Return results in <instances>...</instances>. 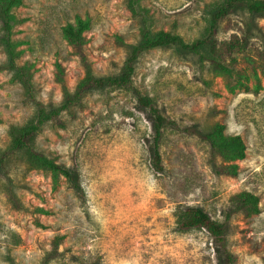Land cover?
I'll list each match as a JSON object with an SVG mask.
<instances>
[{"label": "rangeland", "instance_id": "1", "mask_svg": "<svg viewBox=\"0 0 264 264\" xmlns=\"http://www.w3.org/2000/svg\"><path fill=\"white\" fill-rule=\"evenodd\" d=\"M221 0H21L11 41L17 64L31 75L35 98L49 107L73 93L85 70L61 26L86 23L82 51L96 76L121 71L146 23L185 41L206 34ZM0 19V154L10 129L35 117L34 104L6 67ZM246 35L248 45L222 55L233 71L216 70L206 48H150L135 63L133 84L150 95L166 124L159 140L163 170L151 160L152 119L123 87L91 89L80 104L45 122L33 147L72 171L6 155L0 167V264H225L222 247L204 228L183 229L177 218L199 205L225 225L232 264H264V16L235 10L216 38ZM216 123L239 134L244 156L226 159L197 133ZM194 128L196 132L184 128ZM235 164L236 174L213 165ZM258 197V211L239 209L235 196Z\"/></svg>", "mask_w": 264, "mask_h": 264}, {"label": "trees", "instance_id": "2", "mask_svg": "<svg viewBox=\"0 0 264 264\" xmlns=\"http://www.w3.org/2000/svg\"><path fill=\"white\" fill-rule=\"evenodd\" d=\"M21 0H0V19L2 21L3 42L7 51L8 61L5 64L7 68L13 71V77L20 82L24 92L35 107V117L33 120L21 126H12L10 129V144L6 150L0 154V167L3 165L4 158L10 152L23 150L26 152L28 159L52 170H59L67 180L72 181V171L54 162L42 152L33 147L32 140L40 127L47 121L58 119L60 113L74 104H80L84 93L91 89H103L107 87H123L132 92L138 104L144 107L151 116L152 143H151V160L154 167L163 170L161 154L159 150V140L162 129L166 124H175L173 120H168L162 113L156 101L148 94L142 93L133 84V72L138 56L147 49L158 47H176L178 49L198 53L202 48H206L211 54L210 61L213 67L230 75L233 71L234 59L230 62L222 59L223 54L231 55L232 53L244 50L247 45L246 35L238 36L233 34L227 41L220 42L215 34L218 24L235 10L243 9L251 15L264 16V0H221L214 11L211 12L208 19L206 34L192 41H185L180 35L170 31L159 30L152 32L146 23H143L140 29V40L133 44L125 59L121 71L117 74L96 76L93 74L90 64L88 63L83 51L84 36L82 35L86 23L78 20L75 24L65 23L61 26V33L72 46L74 51L81 56L84 66V77L78 82L73 93H66L61 104L55 107L47 108L42 102L35 98L34 88L31 82V75L25 66L17 64L18 53L11 41V29L15 19L12 9L17 6ZM225 52V53H224ZM261 71L264 76V62L261 63ZM176 125V124H175ZM187 131L196 132L194 128H184ZM224 125L216 123L205 133H197L205 139L213 150L218 151L226 159L241 158L244 156L245 144L239 134L225 135ZM216 173L229 175L236 174V165L228 164L225 166H212ZM239 209L245 210L246 213L258 211V197L248 191H241L235 196ZM177 222L183 229L204 228L212 237L213 241L219 247H222V257L225 264L233 263V255L225 245V225L222 222L213 219L208 212L199 205H187L178 215Z\"/></svg>", "mask_w": 264, "mask_h": 264}]
</instances>
